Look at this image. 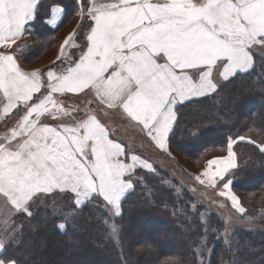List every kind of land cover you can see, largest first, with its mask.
<instances>
[{
  "label": "snow or ice",
  "instance_id": "obj_1",
  "mask_svg": "<svg viewBox=\"0 0 264 264\" xmlns=\"http://www.w3.org/2000/svg\"><path fill=\"white\" fill-rule=\"evenodd\" d=\"M69 9L80 23L55 60L23 68L34 23L56 29ZM258 50L264 59V0H0V264H26L9 249L26 227L48 221L38 217L49 199L62 198L53 199L50 223L67 234L70 223L96 212L119 217L143 180L138 171H156L101 114L118 113L166 150L177 107L250 74ZM68 98L84 104L66 105ZM245 140L257 143L229 139L227 155L195 176L240 213L229 177L239 166L233 145ZM258 147L264 153V143Z\"/></svg>",
  "mask_w": 264,
  "mask_h": 264
},
{
  "label": "trees",
  "instance_id": "obj_2",
  "mask_svg": "<svg viewBox=\"0 0 264 264\" xmlns=\"http://www.w3.org/2000/svg\"><path fill=\"white\" fill-rule=\"evenodd\" d=\"M74 14H78L74 9L67 10L58 30L37 20L38 38L25 63L36 60L41 46L49 49L56 44L52 36ZM253 56L255 68L250 74L224 82L214 95L177 107L179 122L168 142V150L185 160L179 156L181 163H177L171 158L174 167L195 172L209 159L225 155L229 139L245 136L256 140V144L247 140L234 144L239 166L229 177L232 190L245 208L239 216L250 219L248 228H228L217 216L208 229L195 196L188 191L178 194L169 187L168 174L155 168V172L138 171L143 180L124 200L119 217L109 219L101 212L88 217L85 213L88 218L70 223L65 234L50 223L53 210L41 207L38 220L47 215L48 221L41 220L35 231L26 227L23 242L9 251L26 264H165L177 256L183 264H201V259L204 264H264V153L258 147L264 143V59L258 52ZM99 118L108 126L109 118H116L141 131L118 113L101 114ZM112 133L120 141L118 131ZM226 205L232 215L238 216ZM113 224L117 227L115 234ZM225 227L230 233L221 237ZM202 242L206 244L203 252Z\"/></svg>",
  "mask_w": 264,
  "mask_h": 264
},
{
  "label": "rangeland",
  "instance_id": "obj_3",
  "mask_svg": "<svg viewBox=\"0 0 264 264\" xmlns=\"http://www.w3.org/2000/svg\"><path fill=\"white\" fill-rule=\"evenodd\" d=\"M105 2H108V0H105ZM79 17V15L74 14L73 16L70 15L67 18V23L64 25V28L56 33V36H52V38L55 37L54 40L58 41L56 44H53L49 49H46L44 46L40 45L41 48L43 47V50L40 51L39 57L41 58V60L39 61L44 62L45 58L52 57L54 50L61 42L63 36L67 34L70 29H74L75 25L77 26L80 23V20H78ZM260 51L262 50H258L257 52L260 54ZM39 61L36 62L40 63ZM36 62L33 63V65H35ZM33 65L31 64L30 66ZM112 119L113 118H109V126L113 129V131H118L120 141L125 143L126 145L131 146L135 150V154L142 155L144 158H148L149 162L153 164L154 168L165 171L168 174L169 187L175 188L178 194L183 191H188L195 196L196 205L201 206L202 220L204 221V223H206L208 229L213 226V219L217 218V216L225 220L228 228L249 227V224H251L250 219L239 216L243 213H240L236 209H234L231 205V202L227 198L218 195L219 188L213 191L212 188L205 187V185L200 184L199 181L195 179V176L199 174L203 168L195 172L192 170L188 171L183 166H181L182 168L180 170L176 169L172 163L173 160L177 161V163H181V161L179 160L180 156V159L185 162L180 154H178L177 152L173 154V150H168V145L165 152H163L162 150L164 149H159L153 142L150 141L149 138L147 141L142 140L140 135H138L139 133L141 134L142 131L137 130L135 127L122 124V122H119V119L115 118V121H113ZM1 129L3 128L1 127ZM139 140H141V142ZM225 155H227V152L225 153ZM140 170L148 171L146 169ZM232 192L235 194L233 190ZM53 199L56 198L54 197ZM53 199H49L46 204L42 205L41 207L50 208L51 210H53L51 207ZM226 204L230 205L234 212L238 214V216L232 215ZM16 223L19 224L17 221ZM229 233L230 232L225 233V231H222L221 237L222 235H229ZM227 242H229V238L227 239Z\"/></svg>",
  "mask_w": 264,
  "mask_h": 264
},
{
  "label": "crops",
  "instance_id": "obj_4",
  "mask_svg": "<svg viewBox=\"0 0 264 264\" xmlns=\"http://www.w3.org/2000/svg\"><path fill=\"white\" fill-rule=\"evenodd\" d=\"M66 15V14H65ZM78 15V14H77ZM64 18H65V16H64ZM64 20V19H63ZM63 20H62V22H63ZM78 20H80V17L78 18ZM62 22L59 24V26L56 28V29H58L59 27H60V25L62 24ZM33 27H34V31L31 33V35L30 36H28L27 37V40H28V48L27 49H25V51L27 52V56H29L30 54H31V52L33 51V48H34V45H35V42H36V39L38 38V33H36V26H35V24L33 25ZM77 26L75 25V27H74V29L76 28ZM49 29H52V28H50V27H48ZM56 29H52V30H56ZM73 31V29L71 30H69L68 32H67V34H65L64 36H63V38L61 39V42H62V40L64 39V37L65 36H67L70 32H72ZM37 37V38H36ZM61 42L57 45V47H56V49L54 50V53H53V55H52V57H50V58H45V61L44 62H42V61H39V60H41V58L39 57V55H38V57L36 58V60H34L33 62H31V63H23L22 64V67L23 68H25V69H34V68H43L45 65H48L51 61H53V60H55V58H56V56H57V54H58V52H59V49H60V45H61ZM40 58V59H39ZM253 58H254V56H253ZM39 61L40 63H37V62ZM36 62V64L35 65H33V63H35ZM33 65V66H30V65ZM66 105H76V104H80L81 106H83V104H84V100H83V98H81V99H73V98H69V99H67L66 100ZM91 107H95V105H91ZM113 121H115V118H113L112 119ZM119 122H122V121H119ZM113 123H115V122H113ZM123 124V123H122ZM4 129H1V127H0V132H2ZM110 131L112 132L113 130L112 129H110ZM113 134V133H112ZM138 135H140V137L142 138V140H144V141H147L148 140V138L144 135V133H139ZM114 136V135H113ZM140 142H141V140H139ZM143 142V141H142ZM163 152H165L164 150H162Z\"/></svg>",
  "mask_w": 264,
  "mask_h": 264
}]
</instances>
